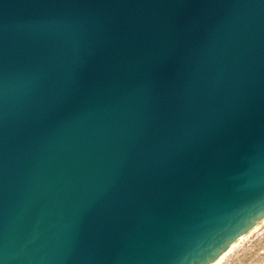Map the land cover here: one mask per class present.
Wrapping results in <instances>:
<instances>
[{"label": "water", "instance_id": "95a60500", "mask_svg": "<svg viewBox=\"0 0 264 264\" xmlns=\"http://www.w3.org/2000/svg\"><path fill=\"white\" fill-rule=\"evenodd\" d=\"M264 216V0H0V264H210Z\"/></svg>", "mask_w": 264, "mask_h": 264}, {"label": "rangeland", "instance_id": "374dc122", "mask_svg": "<svg viewBox=\"0 0 264 264\" xmlns=\"http://www.w3.org/2000/svg\"><path fill=\"white\" fill-rule=\"evenodd\" d=\"M221 264H264V224L242 240Z\"/></svg>", "mask_w": 264, "mask_h": 264}, {"label": "bare ground", "instance_id": "6f19581e", "mask_svg": "<svg viewBox=\"0 0 264 264\" xmlns=\"http://www.w3.org/2000/svg\"><path fill=\"white\" fill-rule=\"evenodd\" d=\"M264 224V216H262L256 223H254L245 233L234 240L228 247L220 252V254L210 263V264H221V262L226 258V256L232 252V250L245 238L249 237L251 234L256 232L261 225Z\"/></svg>", "mask_w": 264, "mask_h": 264}]
</instances>
